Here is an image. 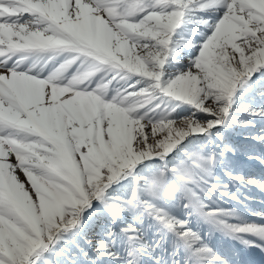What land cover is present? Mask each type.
<instances>
[{
	"label": "snow or ice",
	"instance_id": "1",
	"mask_svg": "<svg viewBox=\"0 0 264 264\" xmlns=\"http://www.w3.org/2000/svg\"><path fill=\"white\" fill-rule=\"evenodd\" d=\"M242 250L264 254V0H0V264Z\"/></svg>",
	"mask_w": 264,
	"mask_h": 264
},
{
	"label": "rangeland",
	"instance_id": "2",
	"mask_svg": "<svg viewBox=\"0 0 264 264\" xmlns=\"http://www.w3.org/2000/svg\"><path fill=\"white\" fill-rule=\"evenodd\" d=\"M247 170L251 172H258V169H256L255 167H250ZM253 195L257 196V199L260 198L259 193L256 190H253ZM253 207L259 209L260 205L255 204L253 205ZM232 246V242L230 241H224L221 243L222 249H227ZM235 247L239 248L238 245H235ZM240 259L243 264H264V254H261L259 251L242 250L240 254Z\"/></svg>",
	"mask_w": 264,
	"mask_h": 264
}]
</instances>
